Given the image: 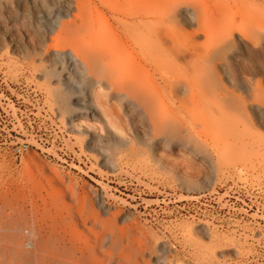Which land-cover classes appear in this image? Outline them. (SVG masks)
<instances>
[{
    "label": "rangeland",
    "instance_id": "1",
    "mask_svg": "<svg viewBox=\"0 0 264 264\" xmlns=\"http://www.w3.org/2000/svg\"><path fill=\"white\" fill-rule=\"evenodd\" d=\"M170 1H142L171 49L172 100L148 72L160 109L264 134V0ZM125 6L0 0V264H264V168L248 145L154 131Z\"/></svg>",
    "mask_w": 264,
    "mask_h": 264
},
{
    "label": "bare ground",
    "instance_id": "2",
    "mask_svg": "<svg viewBox=\"0 0 264 264\" xmlns=\"http://www.w3.org/2000/svg\"><path fill=\"white\" fill-rule=\"evenodd\" d=\"M128 1L130 2V9H129V7L125 6V7H119L118 9L112 11L113 15L118 16V18H120L125 24L122 28L120 27V30H119L121 38H123L124 42H131V45H129V46L132 47V51H130L126 54L128 57H130V55H134L135 53L141 55L142 61L139 60L140 61V67L146 73L152 72L155 75L156 72L162 71L163 69H165V75H164L165 76L164 77L165 98L164 99L165 100H172V92H171V88H170V86H171L170 85L171 57H172V56L170 57V50L171 49L166 47V48H163L162 52L158 49L159 33H160L159 28L161 26H164V25L159 24V23H161L163 18L161 21H160V19H158L160 21V22L158 21L159 23L157 22V19H156L158 14L156 11H154V8H156L157 2L155 0V3H154L155 7L153 6L154 8L151 9L152 7H149L146 3L142 2L143 0H128ZM178 1H177V3H178ZM180 1L178 4H180ZM190 1L191 0H189V3H190ZM214 1H216V0H214ZM163 2H164L163 5H166V6H164V8H165L164 11H166L167 9H169L168 7H170L172 3L170 4V2H171L170 0H163ZM186 2H188V0H186ZM193 2L194 1H192L191 3H193ZM122 4L120 6H124V4L123 5ZM194 4L195 5H192V6H196V7L199 6V4L197 2H195ZM196 4H198V5H196ZM202 4H203V6L205 5V7L206 6L209 7L208 4L206 5L204 3H201L200 5H202ZM173 5L175 6V4H173ZM174 6H173V8H174ZM203 6H202V8H205ZM125 8H127V9H125ZM157 8H160V7H157ZM193 9H195V8H193ZM162 10L163 9L161 8L159 11H162ZM189 11H190V14L192 16L195 15L194 11H191L190 9H189ZM205 11H206L205 9H204V12L201 11L202 12L201 15L203 13H206L208 10L206 12ZM253 11H255V9ZM170 12L173 13L172 11H170ZM195 12H198V11H195ZM211 12H214V11L211 10ZM162 14H163V12H162ZM261 15H262V12L259 11L258 9H257V11H255L253 13H252V11H251V13H248V17L250 18V20L252 22L260 21L258 19L261 18ZM164 16H165V14H164ZM203 17H205V16H203ZM208 17H209V15H208ZM261 21H262V25H263L264 21L263 20H261ZM119 22H120V20H119ZM127 23L129 25H126ZM162 23H165V22L162 21ZM157 24H159L161 26L158 28L159 25H157ZM262 25H261V29L264 26V25L263 26ZM261 29H259V30H261ZM159 46H160L159 48L162 49L161 44ZM84 50L86 51V49H84ZM97 52H98V54L100 53V51H97ZM77 54H80L81 57L83 56L79 52H77V53L70 52V56L75 60H77L79 57ZM88 55L89 54L87 52L86 53L87 58H88ZM134 56L137 58L138 55L137 56L134 55ZM139 58H141V57H139ZM146 75L147 74H145L144 72L142 75L140 74V76L138 74V77L136 76L137 77L136 80H137V84L142 88V90H145V91L150 90V92L152 93L151 96H152L153 100L151 102V105L150 106L148 105L149 107L146 110H147V113H148L150 120L152 122L154 131L160 132L165 136L173 135L174 137L178 138L179 140L184 139L185 136H188V140L193 145L200 147L201 149L203 148V149H207V150L213 149L214 146L218 145V144H223V147H227V148H228V146H230L231 143L248 145L251 149V153H252L253 160L255 161V165L264 168V134H262L261 132H256V131L250 132L248 134L241 133V132L240 133L232 132V130L237 129V127L234 124H232L230 127L227 125L223 129H220L218 126H212V123L209 122V117L205 118L201 128L198 127L201 125L200 124L201 121H200V123L193 121V122H195V131L194 132H192V130L189 129L190 127H187L188 126L187 122H186L187 126H185V124H183L184 122L182 123L181 121H179V119L177 121V124L173 125V120H171L170 115H168V113H166L165 111H162L160 109L161 106L163 108L167 107L166 101H164L163 97H162V99H163L162 105L160 106L158 104V101H157L158 100V97H157L158 96L157 95L158 88L156 87V85H154V79L157 77L156 76L154 77L152 74H149V73L147 75L148 77ZM139 93H140L139 95L141 96V92H139ZM160 95H161V93H160ZM190 98L191 97H189V99ZM147 99H149V97ZM182 100H181V102H182ZM192 100H191V103L194 102V100L193 101ZM184 104H187V102H185ZM187 105H189V104H187ZM192 105L194 106V104H192ZM189 107H191V106L189 105ZM191 109H193V108L191 107ZM255 109L257 112H259L262 115L263 120H264V111L261 110V107L258 106ZM196 112H198V110H196ZM186 120L188 121V119H186ZM183 121H185V120H183ZM216 147H219V146H216ZM53 194H55V192ZM55 198L57 200L60 199L57 196H55ZM34 230L35 229L32 230L33 233H34ZM27 243H28L29 247H31V248L36 247V244H37L36 241H29Z\"/></svg>",
    "mask_w": 264,
    "mask_h": 264
}]
</instances>
